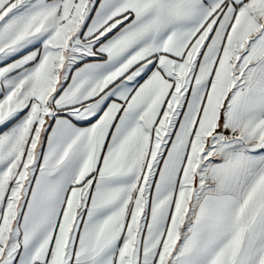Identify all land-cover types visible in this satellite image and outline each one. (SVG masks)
I'll return each instance as SVG.
<instances>
[{
	"label": "snow or ice",
	"instance_id": "obj_1",
	"mask_svg": "<svg viewBox=\"0 0 264 264\" xmlns=\"http://www.w3.org/2000/svg\"><path fill=\"white\" fill-rule=\"evenodd\" d=\"M0 264H264V0H0Z\"/></svg>",
	"mask_w": 264,
	"mask_h": 264
}]
</instances>
